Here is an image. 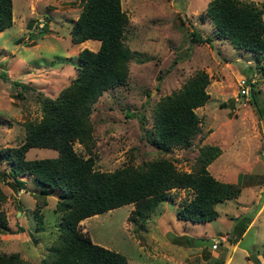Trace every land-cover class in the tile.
I'll return each instance as SVG.
<instances>
[{
  "label": "rangeland",
  "instance_id": "obj_1",
  "mask_svg": "<svg viewBox=\"0 0 264 264\" xmlns=\"http://www.w3.org/2000/svg\"><path fill=\"white\" fill-rule=\"evenodd\" d=\"M12 1L13 24L0 30V147L24 140L25 122L41 116L40 97H54L70 82L81 48L96 50L100 45L97 39L71 41L70 27L81 9L80 0ZM207 2L121 0L128 16L125 42L134 56L127 82L103 90L93 104L95 168L113 170L167 156L178 168L190 170L200 146L211 143L221 149L208 165L214 176L220 172L219 179L230 181L245 172L254 179L244 178L249 184H242L239 196L218 202L219 215L205 222L177 218L176 208L190 196L184 188L171 189V198L160 202L144 226L138 218L129 217L133 203L79 222L94 242L125 254L129 264H217L215 251L225 252L224 260L229 257L226 264H254L249 261L254 252L264 258V208L255 224L241 234L260 208V197L264 198V74L254 54L214 35L210 19L200 17ZM193 30L202 36L213 35L212 41H193ZM198 69L209 77V97L194 108L200 131L189 146L162 152L148 139L153 106ZM241 78L253 84L257 105L240 95ZM74 148L87 155L81 143L75 141ZM55 155L57 150L52 147L33 146L26 152L27 158ZM8 170L6 160H0V190L6 195L0 199V209L6 213L9 227L0 231V252H18L31 264H40L59 230L57 191L48 195L41 208L45 227L37 230L34 192L39 185L25 174L20 177L25 186L18 188ZM222 235L226 239L218 249L193 244L196 237L219 240ZM187 237L192 238L191 243Z\"/></svg>",
  "mask_w": 264,
  "mask_h": 264
},
{
  "label": "trees",
  "instance_id": "obj_2",
  "mask_svg": "<svg viewBox=\"0 0 264 264\" xmlns=\"http://www.w3.org/2000/svg\"><path fill=\"white\" fill-rule=\"evenodd\" d=\"M81 9L70 27L73 43L97 39L96 50L83 47L78 52L76 71L70 82L54 97H40L41 116L25 122L24 140L14 146L0 147V160L9 164V173L18 188L25 186V174L39 185L34 192L36 229L43 230L42 209L48 195L57 191L55 210L60 212L58 234L40 264H129L125 254L94 242L81 230L79 222L90 215L133 203L130 219L142 225L163 200L171 198V189L189 190L176 208L179 219L205 222L217 218L216 204L238 197L246 173L236 182L215 177L209 163L220 153L217 144L200 146L190 170L180 169L167 156L134 165L128 163L113 170L95 168L96 156L91 112L103 90L127 82L129 61L134 51L125 42L128 16L121 0H80ZM13 1L0 0V30L13 24ZM264 2L258 5L244 0H208L201 15L214 25V35L234 47L255 55L264 74ZM213 35L192 31V40L211 42ZM1 75L6 76L4 73ZM18 83V81H15ZM209 77L198 69L182 85L161 96L153 106L152 126L147 130L150 143L162 152L173 146L186 147L200 131V117L194 108L209 97ZM251 84V82H250ZM251 84L253 104H258ZM21 95L20 92H18ZM264 113V106L261 114ZM81 143L87 155L74 148ZM52 147L55 156L27 158L30 147ZM6 176V172H2ZM12 184V181H10ZM6 195L0 190V199ZM8 218L0 209V231L7 229ZM23 229V226L19 227ZM189 243L191 237H187ZM223 264L222 260H216ZM0 264H31L18 252H0Z\"/></svg>",
  "mask_w": 264,
  "mask_h": 264
},
{
  "label": "crops",
  "instance_id": "obj_3",
  "mask_svg": "<svg viewBox=\"0 0 264 264\" xmlns=\"http://www.w3.org/2000/svg\"><path fill=\"white\" fill-rule=\"evenodd\" d=\"M217 158V157H216ZM215 158V159H216ZM212 162V161H211ZM210 164V163H209ZM209 169V168H208ZM219 174H217V176H215V177H217V178H220V174H222V173H220V172H218ZM245 173V172H244ZM239 174V173H238ZM238 174H237V177H236V179L235 180H230V181H232V182H236L237 181V179H238ZM247 174V173H246ZM248 175H250V174H248ZM264 176V175H263ZM247 179H249V181H250V179H254L253 177H247ZM252 182V181H251ZM249 184L247 181L246 182H243V184ZM242 186H244V185H241V190H242ZM248 186V185H247ZM241 193V192H240ZM237 198V197H236ZM261 198V201H263L262 202V204L260 205V208L258 209V211H257V213L255 214V215H253L252 217H250L249 218V221L247 222V224H246V226L244 227V229H243V231H242V233L241 234H244L247 230H249L254 224H255V221H256V219L258 218L257 216L262 212V210H263V208H264V198L263 197H260ZM238 243V241H236L234 244H233V247L234 246H236V244ZM218 249V248H217ZM224 255H225V252L224 253H218V251H215L214 253H213V258H214V261H216V260H222V262H223V264H226V262L229 260V257H228V259L226 260H224ZM257 256L263 261L264 260V258L262 257V255L261 254H259V253H257ZM248 259H249V257H248ZM249 261L251 262V259H249Z\"/></svg>",
  "mask_w": 264,
  "mask_h": 264
},
{
  "label": "built area",
  "instance_id": "obj_4",
  "mask_svg": "<svg viewBox=\"0 0 264 264\" xmlns=\"http://www.w3.org/2000/svg\"><path fill=\"white\" fill-rule=\"evenodd\" d=\"M239 93L243 99H250L251 98V84L247 79L241 78L239 84ZM226 239L225 235H222L219 240L212 239V244L210 245L211 248H217V245Z\"/></svg>",
  "mask_w": 264,
  "mask_h": 264
},
{
  "label": "water",
  "instance_id": "obj_5",
  "mask_svg": "<svg viewBox=\"0 0 264 264\" xmlns=\"http://www.w3.org/2000/svg\"><path fill=\"white\" fill-rule=\"evenodd\" d=\"M12 186L14 188V192H16L17 191L16 186H14V185H12ZM19 209H21V206H19ZM193 244L195 246H199V245H203V244L210 246L212 244V239H205V238L196 237L193 239ZM250 259L254 264H264L263 261L257 256L256 252L250 254Z\"/></svg>",
  "mask_w": 264,
  "mask_h": 264
}]
</instances>
